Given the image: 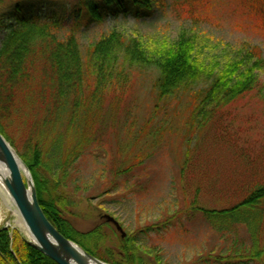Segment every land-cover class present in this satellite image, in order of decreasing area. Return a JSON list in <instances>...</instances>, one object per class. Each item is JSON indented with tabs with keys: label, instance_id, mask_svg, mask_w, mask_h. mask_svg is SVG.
Instances as JSON below:
<instances>
[{
	"label": "rangeland",
	"instance_id": "obj_1",
	"mask_svg": "<svg viewBox=\"0 0 264 264\" xmlns=\"http://www.w3.org/2000/svg\"><path fill=\"white\" fill-rule=\"evenodd\" d=\"M152 8L145 15L120 11L92 24L78 34L82 53L114 30L147 47L186 31L197 35L199 57L207 64L226 63L248 46L258 48L264 59V0H155ZM5 32L0 27V43ZM127 67L103 94L92 145L65 173L63 189L70 200L65 217L77 231L87 232L105 214L112 216L126 234L138 235L150 259L158 255L162 264H264L237 258L250 249L245 225L233 221L229 231H220L191 206H229L235 196L232 182L249 166L264 178L262 99L250 95L222 104L198 127L190 117L197 103L191 92L205 87L204 79L182 97L160 101L153 84L157 71ZM259 81L264 84V66ZM19 123H5L10 132L16 129L11 134L18 143L27 132ZM187 149L191 166L182 177ZM4 194L0 192V228L8 224L11 241L16 236L28 240ZM172 216L168 226L140 233ZM112 227L105 226V243L113 244L120 235ZM261 236L264 241V232Z\"/></svg>",
	"mask_w": 264,
	"mask_h": 264
},
{
	"label": "trees",
	"instance_id": "obj_2",
	"mask_svg": "<svg viewBox=\"0 0 264 264\" xmlns=\"http://www.w3.org/2000/svg\"><path fill=\"white\" fill-rule=\"evenodd\" d=\"M154 3L0 0V27L6 28L0 43V133L30 169L38 202L50 223L87 253L109 264H162L158 255L152 260L141 250L137 234L119 235L108 244L105 226L112 224L102 220L87 232L77 231L63 212L70 204L62 183L65 173L92 145L103 94L116 85L123 68L156 70L153 84L160 101L180 96L204 79L205 87L191 92L197 103L190 117L198 127L222 104L250 95L264 102V84L259 81L264 59L255 47L248 46L242 55L226 63L211 65L200 59L195 33L181 31L173 41L162 39L156 46L147 47L138 38L114 30L93 41L86 54L82 53L78 34L92 24L120 11L146 14ZM15 121L27 130L19 143L11 134L16 129H7L10 124L15 126ZM189 157L187 149L180 169L182 177L191 166ZM233 181L235 196L229 206L216 209L191 205L192 209L220 231H229L233 221L245 225L251 237L250 249L237 258L244 263L264 262V178L249 166ZM174 219L169 217L162 226L158 222L140 233L164 228ZM0 264L56 263L26 239L16 236L11 241L9 230L1 228Z\"/></svg>",
	"mask_w": 264,
	"mask_h": 264
},
{
	"label": "water",
	"instance_id": "obj_3",
	"mask_svg": "<svg viewBox=\"0 0 264 264\" xmlns=\"http://www.w3.org/2000/svg\"><path fill=\"white\" fill-rule=\"evenodd\" d=\"M0 163L8 170L2 182L30 235L28 242L31 246L50 257L56 264H109L87 253L85 249L71 239H67L50 223L38 202L30 170L1 133ZM103 218L113 224L122 238L126 235V231L114 217L105 214Z\"/></svg>",
	"mask_w": 264,
	"mask_h": 264
},
{
	"label": "bare ground",
	"instance_id": "obj_4",
	"mask_svg": "<svg viewBox=\"0 0 264 264\" xmlns=\"http://www.w3.org/2000/svg\"><path fill=\"white\" fill-rule=\"evenodd\" d=\"M8 174V170L7 168L2 164L0 163V192L2 193H5L4 195L6 196V199L8 200V202H10V197L9 195L7 194L6 190H5V187L3 185V182H2V178L6 177ZM11 203V202H10ZM15 208V207H14ZM16 209H15V213H16ZM19 226L25 230L26 232V235L28 236V238L30 239V235L28 234V232L26 231V228L23 224V222L21 220H19Z\"/></svg>",
	"mask_w": 264,
	"mask_h": 264
}]
</instances>
